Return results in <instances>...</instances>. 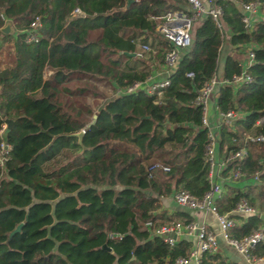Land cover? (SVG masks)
I'll return each mask as SVG.
<instances>
[{"label":"trees","instance_id":"16d2710c","mask_svg":"<svg viewBox=\"0 0 264 264\" xmlns=\"http://www.w3.org/2000/svg\"><path fill=\"white\" fill-rule=\"evenodd\" d=\"M248 1L215 0L229 46H244L253 55L245 68L248 83L219 85L214 92L218 111L240 113L220 123L217 154L227 157L243 148L245 154L229 159L221 172L238 170L241 177L223 182L214 201L218 213L240 218L229 229L235 239L261 227L264 233L258 216L264 214V143L244 140L247 134H264V119L255 125L264 116V0H258L261 15L251 30L241 23L238 7ZM183 4L0 0V27L7 21L14 30L0 32L5 44L0 124L12 121L4 140L8 158L0 166V264H170L187 254L189 242L168 246L144 225L189 221L184 212L159 211L161 197L176 190L201 196L209 189L206 129L192 102L195 90L215 71L223 38L209 16H200L189 45L178 50L165 74L163 59L171 47L155 30V18ZM74 9L81 15H72ZM36 16L37 39L26 41ZM140 44L149 47L141 56L122 53L136 52ZM155 68L168 81L158 98L142 86L125 92ZM241 69L234 56L226 55L221 77L229 79ZM99 85L111 96L92 105L90 99L102 96ZM156 162L168 171L152 169ZM240 199L255 213L231 214ZM251 254L264 259V237ZM209 256L204 254L201 264H211Z\"/></svg>","mask_w":264,"mask_h":264},{"label":"built area","instance_id":"2783aa9c","mask_svg":"<svg viewBox=\"0 0 264 264\" xmlns=\"http://www.w3.org/2000/svg\"><path fill=\"white\" fill-rule=\"evenodd\" d=\"M187 5H183L177 10L165 13L162 16L156 17L157 24L155 30L159 32L170 45V50L164 55L165 73L167 68L171 67L177 58L178 50L187 47L190 43V36L194 24L202 15H207L211 18L216 28L219 30L221 38L224 37V26L221 22V9L215 3V0H183ZM258 10V0H250L240 4L239 11L240 21L243 26L251 30V16L255 15ZM72 15H81L77 9L72 11ZM39 26L38 17H34L29 24V31L25 38L26 41H36L37 37L34 33ZM149 47L144 44L139 45V49L133 52L136 56H141L142 52L148 51ZM253 55L247 48V59L238 74H233L229 79L218 77L214 73L205 80L196 90L193 99V105L200 108V125L206 129L207 141L204 146L203 161L206 165V177L209 182V189L201 196H194L185 190H176L172 193L174 202L187 209L207 211L216 221V229H207L202 222L189 220L187 222L174 221L171 223H163L157 226H152L150 221L144 223L149 229L150 235L158 236L163 243L172 246L176 242V238L180 236H192L194 244L189 248L185 256H178L170 264H201L204 254L214 253L217 248V243L223 241L226 245L237 251L243 256L246 261L252 259H260L251 254L253 247L260 242L263 237V228H258L250 234L241 237L240 239L232 238L229 235V229L233 226L232 219L228 213H218L215 208V199L219 197L222 190V183L228 181H237L241 174L238 170L231 171L228 175L222 176L221 172L225 168L226 162L231 158H241L245 151L243 148L235 150L227 157H221L217 154V143L219 135V127L221 122L228 123L240 116L239 112L226 110L220 112L217 110L215 100L213 102L212 112L213 120L209 119L208 104L211 96L214 94L219 85L229 84L238 85L245 84L251 80L250 75L245 71V68L250 65ZM158 74V73H155ZM167 74V73H166ZM186 76L191 77L192 73H186ZM168 85L167 78L154 77V73L148 76L143 82L135 81L130 86L126 87L125 92H131L142 86L148 95H154L157 98L161 95L162 89ZM264 116L255 121V125L261 123ZM6 124L3 121L0 124V166L8 158L9 146L1 138V133ZM244 140L252 143H264V134H247ZM152 169L159 168L164 172L168 171V167L158 162L151 166ZM256 179V174L253 175ZM232 214H254L255 209L249 206L245 200H238L230 210ZM118 238V236H115Z\"/></svg>","mask_w":264,"mask_h":264},{"label":"crops","instance_id":"0c3cea01","mask_svg":"<svg viewBox=\"0 0 264 264\" xmlns=\"http://www.w3.org/2000/svg\"><path fill=\"white\" fill-rule=\"evenodd\" d=\"M238 7L240 8V5ZM260 15L261 14L257 10L256 14L251 16V18H250L251 19V26H252L251 29L254 27L255 23L259 20ZM5 23L9 24V33H14L12 24L7 22V21H5ZM224 31L227 32L225 26H224ZM227 38H228V35L226 37L225 36L223 37V41L221 42V45L219 48L217 64L215 67V74L218 77H221L222 61L226 55L234 56L239 61V63L242 65H244V63L246 62V59H247V55L244 53L245 51L247 52V48L245 47V49H244L243 48L244 46L240 47V48L231 47V46H229V44L227 42ZM4 45H5L4 43H1V37H0V67L4 66L3 65L4 64L3 63V61H4V48H5ZM217 69H219V73H217V71H216ZM153 72H154V77L161 78L162 72L161 73L155 72V71H153ZM155 73H158V74H155ZM166 73H168V71ZM213 102H214V94L211 96V100L208 104V106H209L208 112H209V119L210 120H213V117H212L213 116V112H212ZM235 185H236V183H235ZM222 191H223V189L221 190L220 193H222ZM160 210L165 211L167 214H171L174 212H184L185 214L190 216V220L202 222L207 229H212V230L216 229V221L210 213H208L207 211L187 209L185 207H181L174 202V200L172 198V194L165 196V197H161V206L159 208V211ZM260 214H263V213H260ZM233 215L237 216L238 214H233ZM231 219L233 221V225H238L241 222L239 217H233ZM177 221H180V220H177ZM178 240H184V241L189 242L190 247L194 244V239L192 236H180V237L176 238V241H178ZM207 254L213 256V257L209 256V258L206 259V261L210 262L211 264H215V263H217V264H264L263 258L252 259L250 261H246L241 254H239L237 251H235L234 249H232L231 247L226 245L223 241H219L217 243V248H216V251L214 253H207ZM205 257H207V256L205 255L204 258Z\"/></svg>","mask_w":264,"mask_h":264},{"label":"water","instance_id":"95a60500","mask_svg":"<svg viewBox=\"0 0 264 264\" xmlns=\"http://www.w3.org/2000/svg\"><path fill=\"white\" fill-rule=\"evenodd\" d=\"M131 1H132V0H126L127 3L131 2ZM0 31H1L2 33H4V34L9 33V24H8V23H5V24L0 28ZM122 53L125 54V55H127V56H134V53H133V52H122ZM94 119H95V115H92V120H91V122H90L89 124H91V123L93 122ZM4 122H5L6 126H5L4 130H3L2 133H1V138H2V140H5V135H6L7 131L9 130L12 121H11V119L5 118V119H4ZM89 124H88V125H89ZM88 125H87V126H88ZM82 133H83V130H82V131L79 130L78 132H76V133L74 134V136H76V138H77V142H78V143H79V140H80V137H81ZM258 216H259V218H261L262 220H264V215H263V214H259ZM19 226H20V224L16 225L15 228H14V229L8 234V237H9L13 232L17 231L18 228H19ZM101 247H102L103 249H105L106 251H110V248L107 247V246H105V245H102Z\"/></svg>","mask_w":264,"mask_h":264},{"label":"rangeland","instance_id":"374dc122","mask_svg":"<svg viewBox=\"0 0 264 264\" xmlns=\"http://www.w3.org/2000/svg\"><path fill=\"white\" fill-rule=\"evenodd\" d=\"M183 6L186 8L187 5L186 4H183ZM157 23V22H156ZM228 35V32L224 31V36L226 37ZM145 53H143V56L145 58ZM217 73H219V69L216 70ZM155 72H159L161 73L162 71L159 70V68H155ZM98 93H101L102 96L100 97H95L93 99H90V102L91 104H95V105H101L103 103V101H105L106 98L110 97L111 96V91L105 87H103L102 85H99L96 87ZM160 162V161H159ZM230 173V172H229Z\"/></svg>","mask_w":264,"mask_h":264}]
</instances>
